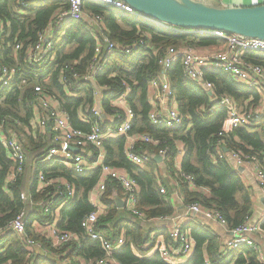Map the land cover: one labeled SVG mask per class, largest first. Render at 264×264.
Listing matches in <instances>:
<instances>
[{
	"label": "trees",
	"instance_id": "16d2710c",
	"mask_svg": "<svg viewBox=\"0 0 264 264\" xmlns=\"http://www.w3.org/2000/svg\"><path fill=\"white\" fill-rule=\"evenodd\" d=\"M24 4L27 6L24 7ZM68 8L67 0H0V64L21 66V72L10 86L0 91V126L5 135H16L26 154L23 171L15 180L7 183L5 179L13 168V162L0 143V228L5 230L0 236V264H80V259H83L84 264H95L105 257L100 244L90 241L81 226L83 217L94 209L89 201V192L97 184L100 170L95 168L76 173L59 162H39L51 146L53 131L32 125L34 112L30 103L37 97L35 86H39L45 95L55 98L67 114L71 126L84 132L90 130V123L96 118L91 114V109L96 105L94 89L101 90V110L111 115L116 110L112 101L129 88L127 101L134 109L135 117L128 134L148 133L164 144L153 146L136 143L137 151L142 149L153 153L149 161L139 166L126 159L125 135L109 137L104 141L105 163L124 169L137 181L136 203L144 218L132 215L126 207L117 206L115 200L117 197L122 198L123 190L115 179H107L101 196L106 210L96 222V231L110 242H114L123 233L124 244L111 253V257L119 264H206L203 243L207 241L208 249L211 250L216 240L214 234L206 229L191 231L196 247L183 263L167 262L160 256L158 249L150 255L146 254L153 244H147L151 234L145 223L150 222L149 219L173 212L168 194L160 190L163 185L154 173L157 162L153 157L160 147L168 148L162 162L175 174L186 204L198 202L217 208L230 228L242 224L251 215L252 202L237 169L225 158L218 156L220 149L217 134L224 124L226 109L212 99L230 96L240 107L255 108L261 96L219 69L205 73L214 85L212 95H209V91L199 83L184 76L181 60L177 59L167 69L166 75L184 121L175 128L153 125L148 120L150 105L146 95L149 82L160 72V57L168 49L179 50L186 45L198 48L217 46L219 39L164 32L154 24L123 14L114 7L91 3H84L82 8L101 18L96 26L89 25L85 19L74 21L67 17L62 23L55 24L56 16ZM50 28L55 31L53 42L56 57L53 64L49 67L27 66V48L37 42L41 32ZM103 35L123 47L143 38L145 47L139 46L128 55H121L115 50L109 54L93 80L86 81L82 76L94 55L97 40ZM16 44H20L17 51L14 50ZM245 58L264 69V53L249 52ZM74 73H78L79 77L74 78ZM22 79H25L24 83H21ZM61 79H65L68 86ZM82 116L87 121H83ZM119 122V119H109L101 121L100 125L106 130L115 128ZM257 122L256 127L233 126L220 139L228 149L255 153L263 159L264 121ZM176 142L183 145L180 170L175 165L178 152ZM39 172L46 179L59 178L71 183L74 186L73 197L68 200L67 196H55L57 189L52 185L39 189ZM182 174L191 176V181ZM202 189L208 190V195H204ZM22 192L27 193L26 200L20 198ZM46 203H50L47 213L43 207ZM20 211L27 213L26 235L38 241L45 252L36 248L28 249L16 233L5 229ZM33 220L39 226L55 223L58 228L75 233L78 241L53 248L45 235L36 231ZM261 228L264 229V221ZM161 234L168 238L166 229L163 228ZM240 250L234 264H261L253 248L244 246ZM229 262L217 260L215 264Z\"/></svg>",
	"mask_w": 264,
	"mask_h": 264
},
{
	"label": "built area",
	"instance_id": "2783aa9c",
	"mask_svg": "<svg viewBox=\"0 0 264 264\" xmlns=\"http://www.w3.org/2000/svg\"><path fill=\"white\" fill-rule=\"evenodd\" d=\"M47 1V0H40ZM69 8L67 11H62L56 16L57 22L62 23L65 17L79 21L85 19L89 25H97L100 23L98 15H92L83 10L84 3L108 5L119 10L123 14H127L139 19L148 21L160 28L164 32L170 33H185L196 36H209L219 39V44L213 47L198 48L193 46H184L179 50L168 49L160 59V72L155 79H152L149 84L154 91V97L148 112V120L153 125H158L164 128H175L182 125L184 116L179 112L175 96L171 89L170 82L166 75L167 69L177 59L181 60L183 74L188 79L199 83L207 91L213 92L214 85L209 81L205 73L214 69H219L223 73L228 74L234 81L246 87L254 89L261 96L258 105L255 108L240 107L237 102L230 96L214 97L212 100L218 105L226 109V118L220 131L218 132L219 158H225L237 168H246L252 173L256 184L264 191V158L261 159L258 154L247 153L241 150L228 149L220 137L230 131L233 126H257V121H264V69L258 64H253L245 58V55L251 53H264V40L256 38H247L234 33H225L219 30L207 29H184L179 28L161 21H155L152 18L146 17L142 13L124 3L122 0H67ZM27 4H24V7ZM1 28V24H0ZM55 33V31H53ZM51 28L46 29L38 35L37 42L27 48L25 54V63L29 67L46 65L49 67L55 59L54 38ZM146 36V35H145ZM139 46L145 47V40L139 38L131 45L120 46L115 41L111 40L107 35H103L98 39L94 48V55L88 65L87 71L83 74L82 79L92 81L95 75L102 69L104 63L108 59L109 54L115 50L121 55H128ZM20 49V44H16L14 50ZM2 57V54H0ZM21 72V66H7L0 64V91L10 86L15 76ZM36 77L39 74H35ZM74 78H78V73L73 74ZM47 80V78L45 79ZM65 86V79H61ZM22 79L21 83H24ZM37 91L36 100L30 103V107L34 112L32 125L39 129L49 128L53 131L51 138V146L45 151L40 159V163H61L62 165L72 169L76 173H82L94 169L89 163L91 157L98 160L105 159L104 141L109 137L126 136L124 145V154L129 162L142 166L151 159L147 150L138 152L135 144H150L153 146L162 145L159 139L152 137L148 133L128 134V129L132 125L135 117L134 109L127 103V95L129 88L116 97L112 104L116 108L114 115L110 117L111 121L119 119V124L115 128L104 130L100 122L104 120L101 117L100 110L94 106L91 109V114L96 118L90 123V130L84 132L80 129H74L68 119L67 114L61 109L58 101L50 95H45L39 86L34 87ZM100 91V90H99ZM98 89H94L96 98L99 95ZM149 102V101H148ZM123 103L126 105L123 106ZM85 116L83 121H87ZM0 143L4 147L8 158L13 162V168L7 175L5 181L12 182L23 171L26 162V154L21 141L15 134L5 135L0 126ZM226 148L227 150H224ZM76 151H75V150ZM167 147H160L157 155L164 159L167 154ZM100 179L97 184L89 192V201L94 209L85 215L81 221V226L85 229L86 236L90 241H97L105 253V257L96 261L95 264H119L111 253L119 249L124 244L123 233L115 239L114 242L107 241L100 233L96 231V222L100 215L106 210V205L101 201V196L106 188L107 179H115L123 190L122 201L124 207L132 215L144 218V215L137 208V181L132 178L124 169L113 167L105 162L100 163ZM189 181L191 176L182 174ZM38 188L44 189L50 185L57 189L54 192L55 196L71 199L74 195V186L62 179H46L42 172L38 173ZM191 183V182H190ZM62 186V189H60ZM164 192V188H160ZM20 198L27 199V193L22 192ZM40 203V202H39ZM47 204V203H46ZM44 205V211L47 213L50 210V203ZM201 214L204 218L216 221L222 226H227V220L221 212L215 207L201 205L198 202H191L186 205L187 217L175 216L173 214L155 218L160 225L165 227L168 238L163 242L158 243L152 237L149 245L153 244L159 250L160 256L165 260H173L180 257H188L193 250V241L189 236V231L185 227L186 220L192 215ZM27 222V213L20 211L6 225L5 229L16 233L28 247L32 250L36 248L41 252H45L40 243L32 238H29L25 233V224ZM38 222L33 220L32 224ZM5 230L0 228V236ZM232 238L224 240L218 249L220 258H229L232 251L247 246L253 248L258 253L252 235L260 232L264 238V229L260 227L254 220L247 218L242 224L230 228ZM45 235L51 242L53 248H60L62 245L78 241L75 233L62 230L55 223L41 226V230L37 231ZM168 239V240H167ZM171 241L169 244L165 242ZM173 244V246L171 245ZM80 264H84L83 259ZM259 262L264 264V258L259 257ZM211 264V263H206Z\"/></svg>",
	"mask_w": 264,
	"mask_h": 264
},
{
	"label": "crops",
	"instance_id": "0c3cea01",
	"mask_svg": "<svg viewBox=\"0 0 264 264\" xmlns=\"http://www.w3.org/2000/svg\"><path fill=\"white\" fill-rule=\"evenodd\" d=\"M202 1L208 5L216 6V7L254 6V5L264 4V0H202ZM94 26H96V25H94ZM52 33H53V31H52ZM55 57H56V53H55ZM100 95H101V90L99 91V95L96 98V105L95 106L97 109L100 110L101 117L104 120H109L110 117H112L114 114L113 113L111 115L106 114L101 110ZM153 95H154V91L151 88V85L148 84V91H147L146 98H147V102L149 101L148 104L150 103V105L152 103L151 99H153V97H154ZM127 103H128V101H127ZM124 105H126V103H123V106ZM125 141H126V138H125ZM176 146H177L178 152L175 156V165H176V169L180 170V164H181V160L183 158V145L181 142H176ZM141 151H142V149L140 151L138 149V152H141ZM148 152L150 154V157L152 158L153 153L151 151H148ZM157 156H158L157 154L156 155L154 154L153 158L155 159V157H157ZM162 161H164V160L161 159L160 162L156 161L157 166H156L154 173H156V176L159 177V181H161V184L163 185V186H161L164 188L163 193H167L169 196V199H170V202H171V205L173 208L172 214L175 216L187 217V216H185L187 204L184 202V198L180 193L178 182L176 180V176L174 173H172L166 167L167 165H165V163ZM102 162H105L104 159L101 161L100 160L97 161V159L91 157L89 160V163L91 164L92 167H94V169L99 168L100 163H102ZM235 169H237L243 184L248 189L249 194H250V200L252 202V207H251V215L249 218L254 220L261 227V223L264 221V191L256 184L254 177L252 176V173L249 172L246 168L235 167ZM99 179H100V175H99ZM99 179H98V181H99ZM201 191H203L204 195H208V190L202 189ZM201 191H200V193H201ZM117 199L122 200L121 197H117L116 200ZM120 208H122V207H120ZM149 221L150 222H146L145 224H148L147 231H150V234H151L150 239L153 237L154 241H158V243L163 242L166 239V237H165V235L163 236V234H161V231L163 230V228L165 229V227L160 225V223L156 219H149ZM185 227H187V229L189 231V236L193 241L194 247H193L192 253L194 252V249L196 247V240L191 236L192 230L198 231V230L206 229L209 232L214 234L215 239H216L215 240V246L211 250L208 249V242L207 241L204 242L203 246H202V250L204 252L206 263L215 264V263H217V260H223V261H229L230 260L229 263L234 264L236 261V258L241 253L240 251H242L240 249H242L244 247V246H242L241 248L232 251L229 258H220L217 254L220 245L222 244V242H224V240H228V239L232 238V233H231L230 227L228 225L222 226L219 223H217L216 221H212V220L204 218L201 214H196V215H192V217L190 219L186 220ZM39 230H41V226L37 225L36 231H39ZM252 237H253L255 246L258 249L257 258L258 259H259V257L264 258V238H263V235H261L260 232H257V233H254L252 235ZM170 242L167 241L165 243L169 244ZM171 245L173 246V244H171ZM155 250H157V247L155 245H153L152 248L146 254L150 255ZM210 251H211V254H210ZM192 253H191V255H192ZM187 258H189V256L176 258V259H174L175 261H173V260H168V261L166 260V261L169 263H183V262H185V260Z\"/></svg>",
	"mask_w": 264,
	"mask_h": 264
},
{
	"label": "water",
	"instance_id": "95a60500",
	"mask_svg": "<svg viewBox=\"0 0 264 264\" xmlns=\"http://www.w3.org/2000/svg\"><path fill=\"white\" fill-rule=\"evenodd\" d=\"M122 1L146 17L179 28L219 30L264 40V4L216 7L202 0ZM208 94L211 95V92ZM155 160L160 162L161 156L158 155ZM116 204L124 206L121 199H117Z\"/></svg>",
	"mask_w": 264,
	"mask_h": 264
}]
</instances>
